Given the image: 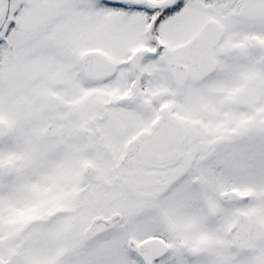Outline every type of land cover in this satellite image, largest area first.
<instances>
[{
	"label": "snow or ice",
	"instance_id": "1",
	"mask_svg": "<svg viewBox=\"0 0 264 264\" xmlns=\"http://www.w3.org/2000/svg\"><path fill=\"white\" fill-rule=\"evenodd\" d=\"M0 264H264V0H0Z\"/></svg>",
	"mask_w": 264,
	"mask_h": 264
}]
</instances>
